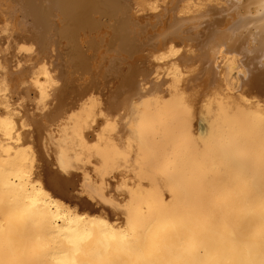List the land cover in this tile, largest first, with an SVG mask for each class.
<instances>
[{
	"label": "bare ground",
	"instance_id": "bare-ground-1",
	"mask_svg": "<svg viewBox=\"0 0 264 264\" xmlns=\"http://www.w3.org/2000/svg\"><path fill=\"white\" fill-rule=\"evenodd\" d=\"M0 264H264V0H0Z\"/></svg>",
	"mask_w": 264,
	"mask_h": 264
},
{
	"label": "snow or ice",
	"instance_id": "snow-or-ice-1",
	"mask_svg": "<svg viewBox=\"0 0 264 264\" xmlns=\"http://www.w3.org/2000/svg\"><path fill=\"white\" fill-rule=\"evenodd\" d=\"M17 39H21L17 37ZM18 50L20 53H29L35 54L37 56L46 57L52 56L54 57L58 51V49L47 46L43 47L38 44L35 40H29L27 37L22 39V42L18 44ZM22 60L28 59V57L21 56L19 57ZM23 67V65H21ZM47 64L45 62V68ZM59 77H57V80ZM53 84H56L57 81L53 80ZM55 171L48 173L45 177V183L51 185L53 187L64 188L67 185H71L73 183L74 177L71 173L70 167L66 165L63 159H60L58 162L54 161ZM78 181V177L75 178Z\"/></svg>",
	"mask_w": 264,
	"mask_h": 264
}]
</instances>
